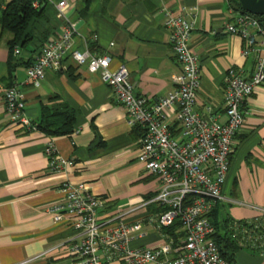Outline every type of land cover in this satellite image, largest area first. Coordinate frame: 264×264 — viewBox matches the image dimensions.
I'll return each instance as SVG.
<instances>
[{
    "label": "crops",
    "instance_id": "obj_1",
    "mask_svg": "<svg viewBox=\"0 0 264 264\" xmlns=\"http://www.w3.org/2000/svg\"><path fill=\"white\" fill-rule=\"evenodd\" d=\"M66 2L63 14L77 32L73 47L84 45L90 52L105 53L111 59V71L123 65L133 95L150 104L172 89L180 71L167 42L164 13L185 12L192 26L188 45L197 58L199 75L193 109L217 124L225 122V72L234 68L246 77L253 68V57L240 55L241 39L225 31V23L238 13L227 0ZM44 12L39 26L47 29L48 37L57 36L61 21L51 6L46 4ZM9 38L10 34L0 28V87L20 90L24 116L33 124L38 123L41 107L66 106L75 114L78 132L49 137L28 131L6 120L0 100V264H63L74 232L65 223H53L46 212L61 201L62 183H83L93 195L101 196L105 206L97 218L104 220L140 207L153 195L156 182L137 161L139 131L127 125L123 109L96 74L76 69L64 60L59 69H46L39 86L31 87L26 83L24 63H31L37 55V40L30 39L10 60ZM259 39L253 36V41ZM68 67L72 77L66 72ZM240 111L243 121L233 139L221 189L227 203L216 207L233 220L250 221L259 216L254 208H264V82L241 104ZM166 116L171 120L172 111H166ZM48 144L72 165L60 172L48 171L43 155ZM151 210L138 209L122 219L134 222ZM158 243V235L149 231L131 246ZM237 251L234 264H264V255Z\"/></svg>",
    "mask_w": 264,
    "mask_h": 264
},
{
    "label": "built area",
    "instance_id": "obj_2",
    "mask_svg": "<svg viewBox=\"0 0 264 264\" xmlns=\"http://www.w3.org/2000/svg\"><path fill=\"white\" fill-rule=\"evenodd\" d=\"M54 16L61 21L57 36L48 37L30 65L25 68L26 83L37 87L48 68L59 69L64 60L72 67L85 68L96 74L107 86L114 102L126 116L127 125L139 131L137 161L146 174L155 179L153 195L137 209L113 218L98 219L97 213L105 206L101 196L93 195L86 184L64 182L59 188L60 202L46 209L53 223H65L74 236L67 249L68 259L63 264H233L220 258L213 241L214 229L209 215L217 204L227 203L221 189L228 170V159L233 151L234 136L242 125L240 106L264 82V26L257 16L237 13L225 31L241 39V57H253L250 75L229 68L223 77V114L225 122L217 124L209 115L201 116L193 106L198 90L197 58L188 45L191 23L185 12L165 11L163 26L179 75L164 96L150 104L134 96L123 65L109 70L110 57L105 53L90 52L84 45L73 47L77 34L64 16L66 0H44ZM31 6L37 8V0ZM258 35L259 41H253ZM95 34L92 39H95ZM13 55H19L17 46ZM0 100L6 120L26 130H34L24 116V99L15 87H0ZM172 111L171 120L166 111ZM209 114V108H205ZM74 130L69 136L77 134ZM50 172H60L72 165L61 158L51 145L43 150ZM152 207L134 222L122 219L138 209ZM253 226L230 227L232 238L239 249L253 250L264 255V208ZM177 224L180 237L174 239L166 229ZM157 234L160 243L132 247L131 244ZM35 259V258H34Z\"/></svg>",
    "mask_w": 264,
    "mask_h": 264
},
{
    "label": "trees",
    "instance_id": "obj_3",
    "mask_svg": "<svg viewBox=\"0 0 264 264\" xmlns=\"http://www.w3.org/2000/svg\"><path fill=\"white\" fill-rule=\"evenodd\" d=\"M34 0H0V28L10 34V38L7 40L6 45L9 53V59L12 60L13 48L15 46L20 49L30 39L37 40V52L48 38V31L40 27L41 20L44 18L46 4L44 0H37L39 6L33 8L31 3ZM89 0H84L88 2ZM231 9L237 11L240 14L245 13L242 11L235 0H227ZM259 24L263 25L264 16L256 17ZM13 67L17 64H12ZM25 68L30 63H24ZM12 66L9 67V73ZM66 72H71V68L68 67ZM70 74V73H69ZM69 77H72L71 74ZM74 112L66 106L60 108L48 109L47 107H41L39 112L38 123L32 124L34 130L39 131L49 137H62L69 136L74 130ZM224 208V206H222ZM221 207V210H222ZM220 210V208H219ZM216 207L209 215L210 222L214 229L213 241L215 242L220 258L234 264V256L237 250H240L232 238V232L230 227L233 224L253 226L254 220H233L226 213L221 214ZM174 239L180 237L182 233L179 231L178 225L175 223L171 227L165 230ZM251 253L259 254L253 250H249Z\"/></svg>",
    "mask_w": 264,
    "mask_h": 264
},
{
    "label": "water",
    "instance_id": "obj_4",
    "mask_svg": "<svg viewBox=\"0 0 264 264\" xmlns=\"http://www.w3.org/2000/svg\"><path fill=\"white\" fill-rule=\"evenodd\" d=\"M240 9L248 14L264 16V0H235Z\"/></svg>",
    "mask_w": 264,
    "mask_h": 264
},
{
    "label": "rangeland",
    "instance_id": "obj_5",
    "mask_svg": "<svg viewBox=\"0 0 264 264\" xmlns=\"http://www.w3.org/2000/svg\"><path fill=\"white\" fill-rule=\"evenodd\" d=\"M23 51H24V50H23ZM23 51H22V52H23ZM24 52H25V51H24ZM237 252H242V253H245V254H247V250H246V249H244V248H243V249H240V250H238Z\"/></svg>",
    "mask_w": 264,
    "mask_h": 264
}]
</instances>
